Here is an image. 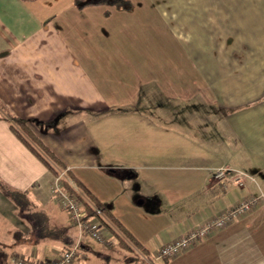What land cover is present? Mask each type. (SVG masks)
I'll list each match as a JSON object with an SVG mask.
<instances>
[{
    "label": "crops",
    "instance_id": "1",
    "mask_svg": "<svg viewBox=\"0 0 264 264\" xmlns=\"http://www.w3.org/2000/svg\"><path fill=\"white\" fill-rule=\"evenodd\" d=\"M129 1L131 7L118 8L0 0V102L27 119L78 189L154 257L188 225L241 196L264 194V0H238L256 6L242 7L249 31L243 33L238 17L231 23L225 17L228 29L234 23L239 32L219 35L220 46L202 24L232 12L233 0ZM220 6L224 15L215 14ZM219 166L254 180L223 186L212 176ZM52 178L0 118V180L24 192L27 208L66 236L57 245V237L0 191V222H8L11 240L3 245L34 262L80 240L72 264H109L103 245L92 246L94 239L79 237L68 223L50 195ZM110 231L109 246H120L123 235L112 223ZM165 264H264V200Z\"/></svg>",
    "mask_w": 264,
    "mask_h": 264
},
{
    "label": "built area",
    "instance_id": "2",
    "mask_svg": "<svg viewBox=\"0 0 264 264\" xmlns=\"http://www.w3.org/2000/svg\"><path fill=\"white\" fill-rule=\"evenodd\" d=\"M67 168L58 169L53 173L50 183V195L57 206L66 211L69 220L78 230L79 237L82 234L89 235L95 241L102 244H111L112 236L110 231V221L100 207L89 201L86 196L66 175ZM212 176L221 185L225 186L227 181L233 182L236 186L244 185L247 179L254 180V177L244 171L229 166H219L213 169ZM83 200L87 201L92 209L88 214L84 208ZM264 200V194L260 191L257 195H244L239 197L228 207L213 212L200 222L188 225L184 231L172 239L164 242L154 253V257L175 256L180 251L190 247L200 241L206 235L215 230L221 229L242 217L253 209L257 203ZM80 240L75 241L67 249L61 250L51 260L32 261L22 254L13 255L10 259L12 264H72L79 255Z\"/></svg>",
    "mask_w": 264,
    "mask_h": 264
},
{
    "label": "trees",
    "instance_id": "3",
    "mask_svg": "<svg viewBox=\"0 0 264 264\" xmlns=\"http://www.w3.org/2000/svg\"><path fill=\"white\" fill-rule=\"evenodd\" d=\"M74 4L78 7H83L86 5H95V4H106V5H112L118 8H129L131 7V3L129 0H74ZM0 118H6L9 122L10 129L14 132V134L23 141L26 146L48 167L49 170H51L53 173H57L58 169L64 168V165L61 163V161L48 149V147L31 131L29 128V125L27 124V119L17 117L13 114H11L0 102ZM35 120V119H33ZM38 121V120H35ZM40 122V121H38ZM78 184H80L77 181ZM77 185V184H76ZM78 186V185H77ZM85 190V189H84ZM82 189V191L84 192ZM0 191L8 198L10 199L16 208L23 213L25 209H27L29 212L24 213V215L27 218H30L32 221H40L42 223V226L45 227V232H50L55 237L62 236L63 228H56V229H48L47 225L45 223V217L41 216V213L31 211L28 207V197L27 195L19 191L17 189L11 188L8 185L4 184L0 180ZM86 191V190H85ZM86 193L84 192V195ZM87 195V194H86ZM85 195V196H86ZM86 198L100 207L108 220L115 226V228L120 232L130 243L132 242V237L128 230L119 223L114 217L110 216L105 212L104 206L98 202H94L89 197L86 196ZM84 208L87 210L88 214L92 213V209L90 205L87 203V201L83 200ZM40 217V218H39ZM49 230V231H48ZM122 236V237H123ZM121 237V235H120ZM122 237L119 238L118 243L120 246L128 245L126 242L122 240ZM123 237V238H124ZM133 245V244H132ZM1 247L7 248V251H0V255L2 254L4 257H9L11 254L13 255L14 249L12 247H7L6 245L0 244ZM67 249L63 247V250ZM143 249V248H142ZM165 262L167 261L168 257H164ZM1 264V263H0Z\"/></svg>",
    "mask_w": 264,
    "mask_h": 264
},
{
    "label": "rangeland",
    "instance_id": "4",
    "mask_svg": "<svg viewBox=\"0 0 264 264\" xmlns=\"http://www.w3.org/2000/svg\"><path fill=\"white\" fill-rule=\"evenodd\" d=\"M240 4V5H239ZM251 4V3H249ZM229 5H233L231 7V10L232 12H229L227 11V15L224 16L222 19H218L217 18V21L216 20H213V18H211V20H209L208 22H204L202 25H206L207 26V29L208 31H214L216 32V34L218 35L217 39H215V43H214V46H220V45H224L223 43V40L222 38H219L221 36H223L226 32H230L232 31L233 32V35L235 36V34H237V32H239V29L237 25H235L234 23L233 26L231 27L232 30L228 29V23H225L224 21V18L227 17L228 18V22L231 23V22H234V20L238 17L239 20H241V24L244 25V32L241 30L240 28V31H242L244 34L245 33H248L249 31V23H248V20H245L246 18L244 17L245 16V13H247L245 10L242 9L243 8H248L249 10H252L253 8H256V6L254 5H242L240 1L238 0H233V4H229ZM237 9V11H235ZM242 10V13H240ZM205 13L208 14L209 13V8L206 7L204 9ZM222 11V13H221ZM226 11V9H225ZM216 15H224V7L220 6L219 7V10L218 12L215 13ZM244 14V16H243ZM241 15V16H240ZM216 17V16H215ZM218 17V16H217ZM220 20V21H219ZM251 24H252V21H250ZM185 28H183L184 30H191V27H188L185 22H180ZM237 23V22H235ZM239 25V24H238ZM240 26V25H239ZM210 27V28H209ZM196 29V28H195ZM201 30V29H199ZM203 30V28H202ZM190 33V31H189ZM221 35V36H219ZM201 39V43L200 45L204 46V47H207L209 45V42L207 39H203V38H200ZM238 42L240 39H237ZM235 44V43H233ZM219 56V54H218ZM200 57L202 58H205L207 60V54L205 53H201ZM155 186H160L159 183H154ZM124 217H128V215H125ZM70 225H73L71 224V222H68ZM122 224V223H121ZM8 222L6 220H4V222H0V244H5L6 241L8 242H11V240H7V234L9 232V229H8ZM73 228L70 229V231H68V234L71 235L73 233ZM12 232H10L11 234ZM66 236H59L57 237V245H60V241ZM132 237V236H131ZM3 242V243H2ZM91 242V245L92 246H96L95 243H99L97 241H90ZM132 244H128V245H125V246H117V245H111L109 246L108 244H102V243H99L102 246L103 249H106L108 255L110 256L109 258V264H165V261L163 259H160V260H156L154 259V257H152L146 250H144L143 248V245L135 239V237H132ZM37 242L36 241H32V244L30 246V249H34L35 251H33V254L36 255V244ZM143 248V249H142ZM6 251L7 248H3L0 246V251ZM35 252V253H34ZM25 255V254H24ZM48 255H51V250L50 252L48 253ZM48 255H45V256H48ZM12 257V255H11ZM11 257H4L2 254L0 255V263L1 264H12L11 261H9V258ZM29 258L30 257V254L28 255ZM35 257V256H34ZM49 257V256H48ZM91 264V263H90Z\"/></svg>",
    "mask_w": 264,
    "mask_h": 264
}]
</instances>
